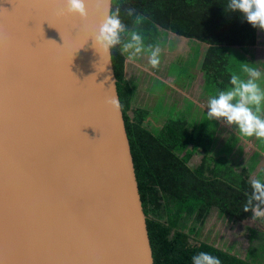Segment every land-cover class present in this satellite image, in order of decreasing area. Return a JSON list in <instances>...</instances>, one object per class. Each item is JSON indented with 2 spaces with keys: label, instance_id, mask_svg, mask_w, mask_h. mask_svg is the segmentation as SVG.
Returning <instances> with one entry per match:
<instances>
[{
  "label": "water",
  "instance_id": "water-1",
  "mask_svg": "<svg viewBox=\"0 0 264 264\" xmlns=\"http://www.w3.org/2000/svg\"><path fill=\"white\" fill-rule=\"evenodd\" d=\"M84 3L0 0V264H154L111 50L92 38L112 0Z\"/></svg>",
  "mask_w": 264,
  "mask_h": 264
},
{
  "label": "trees",
  "instance_id": "trees-1",
  "mask_svg": "<svg viewBox=\"0 0 264 264\" xmlns=\"http://www.w3.org/2000/svg\"><path fill=\"white\" fill-rule=\"evenodd\" d=\"M229 2L112 0L111 12L120 5V18L129 27L133 18L123 14L124 7H133L144 16L138 31L145 45L160 48L168 32L207 45L198 68L204 75V90L213 96L231 87L232 74L247 78L242 74L244 66L255 69L246 54L256 44L258 28L239 12L230 11ZM111 58L154 264H192V256L199 252L219 258L221 264H255L199 239L212 209L235 223L251 214L243 210L246 194L251 193L247 173H237L221 158L199 154L203 144L198 129L212 120L205 117L196 127L181 114L166 119L156 131L149 129L145 124L148 111L132 108L136 85L125 79L126 57L119 46L111 49ZM173 64L176 80L188 83L194 78L189 60L179 58ZM195 159L198 163H192ZM249 252L253 257L259 253L254 248Z\"/></svg>",
  "mask_w": 264,
  "mask_h": 264
},
{
  "label": "crops",
  "instance_id": "crops-1",
  "mask_svg": "<svg viewBox=\"0 0 264 264\" xmlns=\"http://www.w3.org/2000/svg\"><path fill=\"white\" fill-rule=\"evenodd\" d=\"M169 34L168 32L166 42L160 47V64L157 68L153 69L149 65L147 54H141L135 62H127V60L125 62V79L136 85V91L132 99V108H141L148 111L145 124H148L151 130L160 129L166 119L173 118L174 112L177 114H186L187 103L185 100L181 108L179 107L180 105L177 104L176 106L174 103L170 104L168 101V81L171 79L178 84H184L175 79V73L172 70L173 63L169 60L171 52ZM198 44L205 46L204 51H202L204 54L208 46L201 43ZM256 44L254 46H256ZM234 49L238 50L237 48ZM197 56L198 53H196V51H189L188 53V57L192 58ZM199 56L200 58L203 57L202 53H199ZM246 57L255 64V69L261 73L258 83L264 88V76L262 73V71H264V63H260L253 55L251 57L250 50H248ZM145 79L151 81L149 87ZM204 83L205 80L202 81L201 84L199 101L188 98V102H192L194 105L192 106L196 113V124L193 123V125L196 127L207 117L208 110L203 108L201 103H208L209 99L212 97L208 91L204 90ZM263 107L264 104L261 105V111L259 113L262 117H264ZM159 122L162 123L159 125ZM212 122V124L208 123L198 129L199 134L202 133L204 137V148L208 149V154L206 156L212 159L221 158L225 160L226 163L239 174L246 172L248 175V183L250 184L253 179H261L264 181V143L257 140L255 137L249 139L240 138L238 132L235 131V127L227 125L222 120L213 119ZM199 154H201V152ZM203 155L205 154L203 153L201 156ZM196 161H198V159H195L193 162L198 163ZM213 210L214 209H212L211 212ZM217 217H219V215ZM220 219L226 222V224H224L226 226V231H240L237 237L240 242L236 247L235 242L229 246L228 241L222 246H219L218 239L216 244L215 242L209 244L224 251L229 250L232 255H236L242 260L249 259V261H253L255 264H264V216L253 218V213L251 211L250 217L240 223L230 221L228 218ZM234 240L235 239H232L231 242ZM251 248H254L257 252L259 251L258 254H255V257L258 258L255 259V257H253L254 255L250 254L249 251Z\"/></svg>",
  "mask_w": 264,
  "mask_h": 264
},
{
  "label": "clouds",
  "instance_id": "clouds-1",
  "mask_svg": "<svg viewBox=\"0 0 264 264\" xmlns=\"http://www.w3.org/2000/svg\"><path fill=\"white\" fill-rule=\"evenodd\" d=\"M233 13L239 12L254 28L264 30V0H230L227 5ZM68 14H78L87 17L84 0H66ZM121 6L117 5L115 11L106 15L100 23L98 32L92 37L94 47L109 54L112 48L119 46L120 54L126 57L127 62H135L141 54L148 55L149 65L155 69L160 64V48L152 44L145 45L144 37L138 31V26L146 19L137 13L133 7H124L123 14L133 18L131 27L121 20ZM241 75L232 74L231 87L219 91L208 101L207 117L209 120H222L229 126H234L240 138L255 137L264 143V117L259 113L264 104V88L258 83L261 73L256 69L244 66ZM114 108L120 103L116 95L108 101ZM243 207L245 212L252 211L253 218L264 216V181L251 180V193ZM192 264H221L219 258L199 252L192 256Z\"/></svg>",
  "mask_w": 264,
  "mask_h": 264
},
{
  "label": "rangeland",
  "instance_id": "rangeland-1",
  "mask_svg": "<svg viewBox=\"0 0 264 264\" xmlns=\"http://www.w3.org/2000/svg\"><path fill=\"white\" fill-rule=\"evenodd\" d=\"M257 36H258V39H257L256 46L250 47L248 48V50H250L251 57L253 55L255 56L256 59L259 60L260 63L262 62L264 63V30L258 29ZM169 38H170L169 44H170V51H171L170 56H169L170 62L174 63L179 58H181L183 61L189 60L192 64L189 72L194 76V78L188 83H184V84H178L174 80L170 79L168 81L169 82L168 101L170 104L174 103L176 106L177 104L180 105L179 107L181 108L183 101L185 100L187 103L186 115L193 124L195 123L196 113L194 111V107H193L194 105L192 104V102L191 103L188 102V98H190L191 100L199 101L198 98L200 97V93H201V84H202V81H204V75L198 69L199 67L198 64L200 62L199 53H202L203 55L202 51H204L205 46H202L198 44V42L196 43L192 40L181 39L180 37H176L172 35L171 33L169 34ZM189 51H196V53H198V56L192 57V58L188 57ZM173 68H174V64H173ZM179 68H180L179 66H175L176 70L174 71L179 72L180 71ZM262 73L264 76V71H262ZM145 80L148 84L147 86L149 87L151 84V81L148 79H145ZM201 106L207 109L208 103L203 102L201 103ZM263 113H264V110H263ZM173 115H174L173 118H176V117H179L178 115H181V114H177L176 112H174ZM204 120H206V118H204L203 121ZM161 123L162 122H159L158 124L160 125ZM146 125L148 126L149 129H151L148 124ZM197 135L200 140V143L204 144L203 134L202 133L199 134L198 132ZM207 151L208 149H205L204 145H202V149L199 151V153L201 152L200 155H202L203 153L208 154ZM217 212L218 211L214 209L210 213V216L204 225V228L200 234L199 239L203 242H208V243L215 242V244L218 239L219 246H222L224 243H227L226 241H228L229 246H231L235 242V247H236L237 244L240 242V240L237 238L238 235L240 234V231H234V232H229L228 230L226 231V226L224 225L226 224V222L223 219H220L219 217H217L218 216ZM232 239H235V240L231 242Z\"/></svg>",
  "mask_w": 264,
  "mask_h": 264
}]
</instances>
